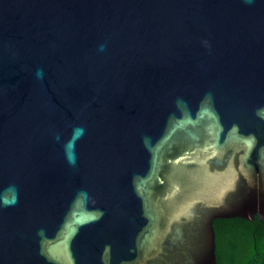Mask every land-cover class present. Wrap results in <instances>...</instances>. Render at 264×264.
I'll use <instances>...</instances> for the list:
<instances>
[{
	"label": "water",
	"instance_id": "95a60500",
	"mask_svg": "<svg viewBox=\"0 0 264 264\" xmlns=\"http://www.w3.org/2000/svg\"><path fill=\"white\" fill-rule=\"evenodd\" d=\"M255 216L264 0H0V264H215Z\"/></svg>",
	"mask_w": 264,
	"mask_h": 264
},
{
	"label": "trees",
	"instance_id": "16d2710c",
	"mask_svg": "<svg viewBox=\"0 0 264 264\" xmlns=\"http://www.w3.org/2000/svg\"><path fill=\"white\" fill-rule=\"evenodd\" d=\"M215 264H264V221L242 218L217 219Z\"/></svg>",
	"mask_w": 264,
	"mask_h": 264
},
{
	"label": "clouds",
	"instance_id": "9594fccd",
	"mask_svg": "<svg viewBox=\"0 0 264 264\" xmlns=\"http://www.w3.org/2000/svg\"><path fill=\"white\" fill-rule=\"evenodd\" d=\"M79 133H77V135H78Z\"/></svg>",
	"mask_w": 264,
	"mask_h": 264
}]
</instances>
